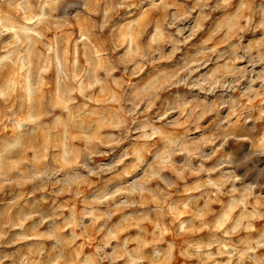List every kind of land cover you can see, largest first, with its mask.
Returning a JSON list of instances; mask_svg holds the SVG:
<instances>
[{"label": "clouds", "instance_id": "clouds-1", "mask_svg": "<svg viewBox=\"0 0 264 264\" xmlns=\"http://www.w3.org/2000/svg\"><path fill=\"white\" fill-rule=\"evenodd\" d=\"M135 6L132 0H0V129L9 133H0V195H11L6 208L16 210L15 216L3 213L8 219L0 224V242L14 230L19 231L12 243L31 242L27 254L13 264H171L177 246L165 236L207 232L206 238L185 241L180 254L199 264H264V256L257 255L264 249V232L251 235L256 232L253 222L264 220V203H260L264 195L256 193L264 188L259 183L264 178V133L251 134L252 122L264 119V67L256 71L264 65V43L245 44L243 35L257 27V15L258 27L264 29V0H240L226 33V39L236 37L237 42L230 45L231 58L223 68L191 80L189 65L184 78L177 73L162 82L154 77L146 84H127L118 74L122 70L125 76L137 75L142 66L155 63L166 30L176 28L185 17L178 11L167 14L175 7L169 0H152L151 8L166 15L154 22L148 40L141 42L147 25L125 21L113 26L109 36L114 47L105 49L93 29L103 33L113 14ZM86 13L100 22L81 27L69 50L64 33ZM182 31L177 28L178 34ZM109 51L119 54L111 56ZM224 55L229 53L221 59ZM244 61L245 66H237ZM181 86L208 95L239 90L240 96L220 105L230 112L215 134L198 137L194 135L201 131L198 121L194 130L184 126L178 131L181 117L186 124L196 111L193 100L179 92L162 113L149 114L162 92ZM254 111L258 117L252 115ZM174 113L179 116L168 119ZM245 131L249 134H242ZM129 139L137 147L131 153L125 149L123 158L131 154L138 162L143 160V147L161 143L147 176L84 197L94 177L115 167L97 164L95 158L108 155L102 149L114 151ZM230 141L246 142L248 151L226 150ZM241 169L243 175L238 174ZM253 169L255 181L245 183ZM189 177L197 179L189 184ZM181 182L186 198L171 199ZM29 186L31 195L51 189V196H40L31 205L25 200L21 206V193ZM64 196L74 201L83 198V208L57 203ZM51 197L56 198L52 205L42 207ZM221 197L226 200L209 219L210 205ZM113 208L139 210L110 226ZM182 210L187 218L179 216ZM168 217L174 218L171 224H165ZM131 229L135 233L126 235ZM91 230L100 238L92 251L79 253L77 242ZM236 236L240 239L233 242Z\"/></svg>", "mask_w": 264, "mask_h": 264}, {"label": "rangeland", "instance_id": "rangeland-1", "mask_svg": "<svg viewBox=\"0 0 264 264\" xmlns=\"http://www.w3.org/2000/svg\"><path fill=\"white\" fill-rule=\"evenodd\" d=\"M158 2V0H157ZM169 2L175 7L169 9L167 13L170 15L172 12L178 11L185 18L179 21L176 28H169L166 30V35L162 42L159 44V53L154 57L155 63H149L142 66V69L137 75H124L123 71L118 75L123 76L124 81L127 84H146L152 81L154 77L159 78L161 82L179 73L178 78H184L188 76V72L184 71L189 65L192 68L191 80L199 78L202 74L211 75L218 68H223L230 57V45L237 42L236 37L231 40L226 39L227 27L230 23V19L235 15L240 0H169ZM135 7L119 9L117 13L113 14L112 22L109 27L104 30L103 33H99L98 29H93L100 36V41L103 43L105 49H112L114 47L109 33L112 31L113 26L124 23L125 21L138 20L140 21V27L144 28V32L141 36V42H146L148 38L154 32V22L163 19L166 13L162 9H152V0H132ZM15 15V11L12 12ZM100 18L92 13H86L78 22H73L69 30L64 33L66 46L71 49V42L73 39L78 38L81 27L89 28L93 23H99ZM254 23L257 27L253 30L245 32L244 43H251L256 46L260 43H264V29L258 27L259 16L254 18ZM177 28L182 29V34L177 33ZM51 37V33L49 34ZM169 38L172 42H169ZM7 39V37H5ZM175 49V51H173ZM215 49V51H212ZM224 55L221 59L222 54ZM119 52L109 51V55L115 56ZM247 64L244 61L238 64V67H243ZM264 65H258L256 71H259ZM191 82V81H190ZM246 83V82H245ZM243 85H241L242 87ZM259 87V85H257ZM179 92L184 97L193 100L192 107L196 109L195 112L191 113L190 119L184 124V117H181L182 126L178 131H183V127L187 126L194 130L195 123L199 122L201 129L200 133H194L196 136H211L216 133L218 124L226 120L230 109L229 107H221V104L227 105L229 99H235L240 96L239 90L235 93H229L225 95L221 90H217L215 93L208 95L206 93H200L198 89H188L183 86L180 88H171L168 91L160 94V100L156 102V107L152 109L150 115H154L156 112L163 111L166 106V102L174 98L175 94ZM203 101V103H201ZM256 106H260V102H256ZM254 117L259 116L258 111L252 113ZM179 116V113H174L168 119H173ZM202 117V118H201ZM235 117L232 120L235 121ZM255 125V131L252 135L264 133V119H257L252 122ZM243 124V121H241ZM246 129L248 125L244 126ZM2 133V129H0ZM8 135L9 133H2ZM242 134H249L245 131ZM136 145L132 139L124 141L121 145L115 148L113 151L109 148H104L102 151L107 152L106 156H99L95 158L97 164H108L114 165L112 171L103 173L99 177H94L89 186L84 190L83 196L89 197L94 192H103L108 189H115V187H125L129 181L134 178L143 179L147 176L148 167L153 163L152 157L157 150L160 149L161 143L159 141L153 142L143 147V160L138 162L136 157L131 154L128 158L124 159V150L128 149L129 153L136 149ZM211 150V147L206 149ZM228 151H233L238 154H242L248 151V145L246 142H235L230 141ZM182 159L177 157V160ZM122 160V162H120ZM255 163V161H253ZM264 167V164H261ZM253 165L250 163L248 168H252ZM244 169L238 170V174L243 175ZM197 177H189L188 183H193ZM256 179V171L253 169L248 173L245 178V183L254 182ZM260 184H264V178H260ZM184 182H181L177 189L172 190L171 199L182 200L185 199L183 195ZM52 190L48 192H40L35 195H31V187L29 186L21 193L24 197L20 201L21 206H25V200L28 205H31L33 201L38 200L40 196L50 197ZM256 193L258 195H264V188H257ZM11 195H0V224L6 223L8 216H15L16 210L7 209L6 205L11 201ZM55 197L48 199L47 204H42V207H50ZM120 198H117V202ZM226 198L221 197L213 200L209 207V219L213 212L218 210L221 204ZM57 203L62 204L65 208H76L80 210L84 206L83 198L81 200H72L70 197H60ZM264 203V201H260ZM203 204V201H201ZM139 209H123L116 210L113 208V218L110 221V226L118 224L122 221L123 217L132 211H138ZM7 212L8 216L3 215ZM67 214V213H66ZM179 216L187 218L185 211H180ZM174 218L168 217L165 219V224H171ZM102 223V221H101ZM254 227L256 232L252 233L253 237L257 236L260 232H264V220L254 221ZM46 227V226H45ZM149 232H151V225L148 226ZM19 230H14L9 234V237L0 242V259H3L4 264H13L14 259L27 254L28 246L31 242H20L12 243L13 236ZM43 231V229H41ZM135 229H131L127 234H134ZM207 232H200L197 234H191L187 236H176L175 234L165 236L166 241H171L176 244V252L174 253V259L171 264H199L196 259H189L180 254L181 246L185 244V241H198L202 238H206ZM247 235L241 233L240 236ZM240 236L233 237V242H238ZM100 238V234L95 233L91 230L90 234L86 238H81L77 244V251L79 253H87L93 250L96 241ZM166 247V244L162 245ZM50 251V248H49ZM215 251V249H213ZM258 256H264V249H260L257 252ZM9 257L4 259V257ZM223 261L225 258H219ZM211 264V262H209Z\"/></svg>", "mask_w": 264, "mask_h": 264}]
</instances>
